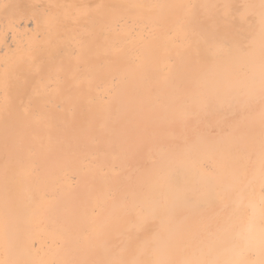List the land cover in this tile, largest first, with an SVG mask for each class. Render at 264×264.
<instances>
[{"label": "bare ground", "instance_id": "obj_1", "mask_svg": "<svg viewBox=\"0 0 264 264\" xmlns=\"http://www.w3.org/2000/svg\"><path fill=\"white\" fill-rule=\"evenodd\" d=\"M0 264H264V0H0Z\"/></svg>", "mask_w": 264, "mask_h": 264}]
</instances>
